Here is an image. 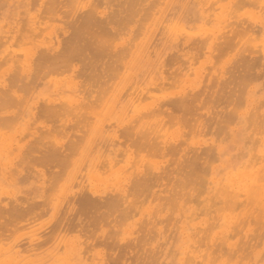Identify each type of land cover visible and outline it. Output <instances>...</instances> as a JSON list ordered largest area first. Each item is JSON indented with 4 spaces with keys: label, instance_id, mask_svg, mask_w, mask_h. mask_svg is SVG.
<instances>
[{
    "label": "bare ground",
    "instance_id": "obj_1",
    "mask_svg": "<svg viewBox=\"0 0 264 264\" xmlns=\"http://www.w3.org/2000/svg\"><path fill=\"white\" fill-rule=\"evenodd\" d=\"M0 84V264H264V0H0Z\"/></svg>",
    "mask_w": 264,
    "mask_h": 264
},
{
    "label": "snow or ice",
    "instance_id": "obj_2",
    "mask_svg": "<svg viewBox=\"0 0 264 264\" xmlns=\"http://www.w3.org/2000/svg\"><path fill=\"white\" fill-rule=\"evenodd\" d=\"M89 7H91V6L88 5V4H74V5L72 6V8L74 9V14H75V13H78L79 10L82 9V8L87 9V8H89ZM105 14H106V13H105L104 11H100V12L97 13V15H99V16H101V17H103ZM102 43H103V42H102ZM0 86H3V85L0 84ZM11 96H12V97H15L17 101H19V102H21V103H24L25 106H26L27 108H29V110H30V105L36 103L39 99H41V98H42V93H41V92H35V93H33L31 96H27V98H26V95H25V94H21V93H17V92H15V91H13V92L11 93ZM46 124H47V122H45V124L42 125V126H46ZM55 142H56L57 144L62 143V141H61L60 139H57ZM195 143H197V141L194 140V141H193V144H195ZM126 235H127V234H126Z\"/></svg>",
    "mask_w": 264,
    "mask_h": 264
},
{
    "label": "rangeland",
    "instance_id": "obj_3",
    "mask_svg": "<svg viewBox=\"0 0 264 264\" xmlns=\"http://www.w3.org/2000/svg\"><path fill=\"white\" fill-rule=\"evenodd\" d=\"M48 227H49V225H48ZM46 228H47V227L43 228L44 230L42 229V230L44 231V234H46V231H47V230L49 231V229H48V228L46 229ZM47 233H48V232H47Z\"/></svg>",
    "mask_w": 264,
    "mask_h": 264
}]
</instances>
